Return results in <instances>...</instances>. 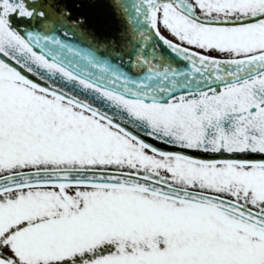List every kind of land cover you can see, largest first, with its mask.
<instances>
[{
  "label": "snow or ice",
  "instance_id": "obj_1",
  "mask_svg": "<svg viewBox=\"0 0 264 264\" xmlns=\"http://www.w3.org/2000/svg\"><path fill=\"white\" fill-rule=\"evenodd\" d=\"M0 264H264V0H0Z\"/></svg>",
  "mask_w": 264,
  "mask_h": 264
}]
</instances>
